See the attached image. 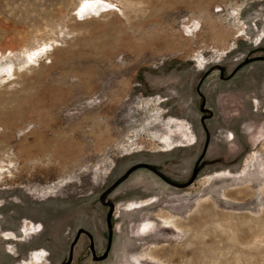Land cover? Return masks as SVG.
Segmentation results:
<instances>
[{
  "label": "rangeland",
  "instance_id": "rangeland-1",
  "mask_svg": "<svg viewBox=\"0 0 264 264\" xmlns=\"http://www.w3.org/2000/svg\"><path fill=\"white\" fill-rule=\"evenodd\" d=\"M110 1L0 0V264L104 254L139 163L72 264H264V0Z\"/></svg>",
  "mask_w": 264,
  "mask_h": 264
},
{
  "label": "water",
  "instance_id": "water-1",
  "mask_svg": "<svg viewBox=\"0 0 264 264\" xmlns=\"http://www.w3.org/2000/svg\"><path fill=\"white\" fill-rule=\"evenodd\" d=\"M219 69L221 70L222 72V78H224V68L222 66L219 67ZM202 110L203 111H206V110H210L208 108L205 107V102H203V106H202ZM212 114V113H211ZM204 121V119H203ZM140 168H146V169H149V170H152L154 171L155 173H159L158 170H156L152 165L148 164V163H139V164H136L134 165L133 167H131L127 172L126 174L120 178L112 187H110V189H108L104 194H103V197H102V203L106 206H109L110 207V211L108 213V218H107V222H108V228H109V245H108V248H107V251L102 254L101 256H98L97 253H96V250H95V244H94V237L92 235L91 232L87 231L86 229L84 228H80L77 232V235L74 239V241L72 242L71 244V248H70V254H69V259L64 262L63 264H72L73 262V254H74V248L80 238V236L85 233L89 236L90 240H91V245H90V249H91V252H92V256H93V259L94 260H104L108 257L109 255V251H110V248L112 246V239H113V224H112V217L114 215V212H115V204L114 202L112 201H109L107 200V197L121 184L125 181V179L131 174L133 173L134 171L140 169ZM196 170L194 171L193 173V177L190 179V181L188 182L187 185L191 184L196 176ZM162 175V174H160ZM164 177V179H166V181L170 182L171 184L173 185H180L179 183H176L172 180H169L167 177H165L164 175H162ZM185 186V185H183Z\"/></svg>",
  "mask_w": 264,
  "mask_h": 264
},
{
  "label": "bare ground",
  "instance_id": "bare-ground-1",
  "mask_svg": "<svg viewBox=\"0 0 264 264\" xmlns=\"http://www.w3.org/2000/svg\"><path fill=\"white\" fill-rule=\"evenodd\" d=\"M87 5H93V6H99V7H107V6H112L114 5V2L110 1V0H83V3L81 5V7H86ZM147 201V200H146ZM149 204V201L146 202L145 204L143 205H148ZM161 216V215H160ZM165 219V218H164ZM165 222V220H164ZM155 223V222H154ZM166 225H165V228L166 227H170V222L169 221H166L165 222ZM158 226H154L153 225V222L152 221H147L145 223H143L141 225V228H140V233L142 234H151L153 233L156 229H157ZM160 228V227H159ZM146 255V254H145ZM143 257V256H142ZM146 257V256H145ZM144 258V257H143ZM149 258H152L154 260H159V258L157 257V255L155 254H150L149 255Z\"/></svg>",
  "mask_w": 264,
  "mask_h": 264
},
{
  "label": "crops",
  "instance_id": "crops-1",
  "mask_svg": "<svg viewBox=\"0 0 264 264\" xmlns=\"http://www.w3.org/2000/svg\"><path fill=\"white\" fill-rule=\"evenodd\" d=\"M232 134H233V138H232V139H230V138H229V140H233V139L235 138V135H234V133H232Z\"/></svg>",
  "mask_w": 264,
  "mask_h": 264
},
{
  "label": "flooded vegetation",
  "instance_id": "flooded-vegetation-1",
  "mask_svg": "<svg viewBox=\"0 0 264 264\" xmlns=\"http://www.w3.org/2000/svg\"><path fill=\"white\" fill-rule=\"evenodd\" d=\"M146 202H148V201H145V203H146ZM145 203H144V204H145Z\"/></svg>",
  "mask_w": 264,
  "mask_h": 264
}]
</instances>
